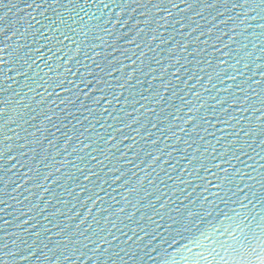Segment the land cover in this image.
<instances>
[{
  "label": "water",
  "instance_id": "1",
  "mask_svg": "<svg viewBox=\"0 0 264 264\" xmlns=\"http://www.w3.org/2000/svg\"><path fill=\"white\" fill-rule=\"evenodd\" d=\"M0 264H264V0H0Z\"/></svg>",
  "mask_w": 264,
  "mask_h": 264
}]
</instances>
